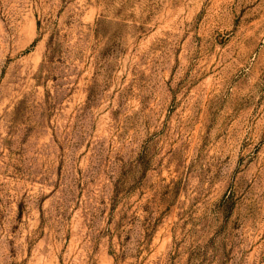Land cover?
<instances>
[{"label":"rangeland","instance_id":"1","mask_svg":"<svg viewBox=\"0 0 264 264\" xmlns=\"http://www.w3.org/2000/svg\"><path fill=\"white\" fill-rule=\"evenodd\" d=\"M0 264H264V0H0Z\"/></svg>","mask_w":264,"mask_h":264}]
</instances>
